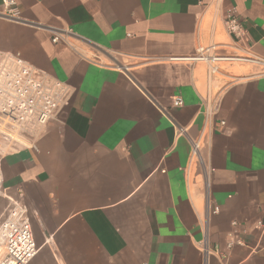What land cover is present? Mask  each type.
<instances>
[{
	"label": "crops",
	"instance_id": "1",
	"mask_svg": "<svg viewBox=\"0 0 264 264\" xmlns=\"http://www.w3.org/2000/svg\"><path fill=\"white\" fill-rule=\"evenodd\" d=\"M17 2L26 23L0 19V56L70 90L1 162L0 221L26 208L30 264H264V0Z\"/></svg>",
	"mask_w": 264,
	"mask_h": 264
},
{
	"label": "built area",
	"instance_id": "2",
	"mask_svg": "<svg viewBox=\"0 0 264 264\" xmlns=\"http://www.w3.org/2000/svg\"><path fill=\"white\" fill-rule=\"evenodd\" d=\"M1 8L0 19L26 23L22 19L17 0H2ZM226 28L238 41L244 39L246 31L235 10L228 13ZM62 41H65L62 33L55 32L53 42ZM192 60L213 66L217 61L228 58L213 57L200 50ZM214 73L215 68L211 74ZM69 103L70 90L65 84L50 78L20 58L0 56V196H5L7 191L1 170L4 157L36 143L47 126L56 120ZM173 106L182 107L184 101L176 97ZM198 148L199 145L195 144V150ZM10 202L6 217L0 221V264H30L39 251L32 223L24 206L12 200ZM209 212L216 215L220 208L209 206ZM236 244L244 245L242 241H231L228 249ZM200 251L206 258L212 254L223 258L219 248L211 249L207 242L201 244Z\"/></svg>",
	"mask_w": 264,
	"mask_h": 264
},
{
	"label": "rangeland",
	"instance_id": "3",
	"mask_svg": "<svg viewBox=\"0 0 264 264\" xmlns=\"http://www.w3.org/2000/svg\"><path fill=\"white\" fill-rule=\"evenodd\" d=\"M2 220H4V219H2Z\"/></svg>",
	"mask_w": 264,
	"mask_h": 264
}]
</instances>
